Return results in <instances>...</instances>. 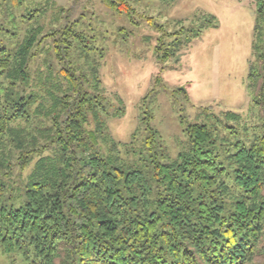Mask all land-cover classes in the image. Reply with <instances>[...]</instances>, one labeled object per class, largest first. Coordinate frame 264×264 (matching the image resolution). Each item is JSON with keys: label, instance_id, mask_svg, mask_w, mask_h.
<instances>
[{"label": "trees", "instance_id": "trees-1", "mask_svg": "<svg viewBox=\"0 0 264 264\" xmlns=\"http://www.w3.org/2000/svg\"><path fill=\"white\" fill-rule=\"evenodd\" d=\"M257 1L256 30L264 23ZM28 20L0 19L3 261L251 264L264 233V52L249 74L263 109L256 135L218 161L215 128L191 123L189 149L166 162L149 125L126 143L108 134L106 93L77 21L42 33Z\"/></svg>", "mask_w": 264, "mask_h": 264}, {"label": "rangeland", "instance_id": "rangeland-1", "mask_svg": "<svg viewBox=\"0 0 264 264\" xmlns=\"http://www.w3.org/2000/svg\"><path fill=\"white\" fill-rule=\"evenodd\" d=\"M124 1L126 12L103 0H20L12 9L0 0V19H29L42 33L77 21L98 67L115 142L141 139L149 125L171 162L189 149L185 128L201 122L215 128L213 152L222 161L234 141L252 139L263 122L253 102L258 88L249 85L264 52V23L255 29L258 1ZM228 112L237 118H226ZM0 264L8 263L0 257ZM251 264H264V233Z\"/></svg>", "mask_w": 264, "mask_h": 264}]
</instances>
